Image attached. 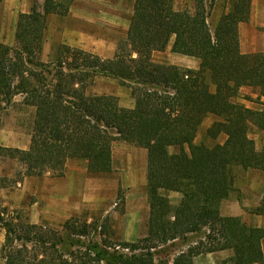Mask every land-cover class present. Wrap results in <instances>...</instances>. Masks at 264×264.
I'll list each match as a JSON object with an SVG mask.
<instances>
[{"label":"trees","instance_id":"obj_1","mask_svg":"<svg viewBox=\"0 0 264 264\" xmlns=\"http://www.w3.org/2000/svg\"><path fill=\"white\" fill-rule=\"evenodd\" d=\"M62 5L45 0L44 14L65 15L68 7ZM249 6L250 0H232L211 33L203 0L193 12L174 9L173 0H135L127 37L109 59L59 44L43 61L44 17L35 6L19 14L15 45L0 42V107L21 94L34 107V119L28 149L0 145V156L22 163L19 180L61 177L71 159L83 160L89 172H110L114 141L133 143L147 151L149 217L145 237L121 243L132 252L128 255L102 239L107 223L71 217L55 230L22 222L20 213L8 211L0 199L5 231L0 264H155L151 249L203 228L211 242L203 251L233 250L221 264H264V228L219 210L233 190L234 166L264 170V146L257 149L248 137L249 125L264 130V103L254 110L232 102L242 87L264 95V52L243 54L238 45L237 25L248 19ZM171 38V51L198 58V69L152 60ZM98 75L129 88L133 107L91 93ZM207 113L221 118L206 133L226 134L223 144L194 143ZM171 146L178 152L170 153ZM8 183L0 178V188ZM161 190L179 192V203L171 206ZM198 253L189 246L172 264H194Z\"/></svg>","mask_w":264,"mask_h":264},{"label":"rangeland","instance_id":"obj_2","mask_svg":"<svg viewBox=\"0 0 264 264\" xmlns=\"http://www.w3.org/2000/svg\"><path fill=\"white\" fill-rule=\"evenodd\" d=\"M53 1L62 3L61 9L72 2L71 0ZM105 1H110L114 6L120 3L126 13L127 11H132L133 14L135 0H102V2ZM30 3L31 7L35 6L37 13L41 17H44V36L47 26V16L49 15L44 14L45 0H30ZM197 3H199V0H181L179 7L175 8L173 0L174 9H188L191 12L195 10ZM203 3L208 13L213 0H203ZM16 6L17 0H0V35L9 42L8 45L10 46H14L16 43L15 37H12V29L17 21V17H15ZM112 8L110 7V9ZM216 25L213 26L208 20L211 33L214 32ZM55 45L56 43L52 44L49 48V55L45 48L44 54L41 56L43 60H47L52 56L51 52L54 50ZM178 57L179 55H176L167 47L162 51H154L152 53V60L155 63L166 65H175L173 63H177ZM189 66L185 68L198 69V66L195 67L191 63ZM89 90L91 93L97 95L114 96L118 99L121 106L131 108L134 105L130 89L120 85L115 78L98 75L94 78ZM258 91V89L254 90L250 87H242L239 89L237 95L232 98V102L242 104L254 110H260L263 108L264 95L258 97ZM33 119L34 107L25 104L23 95L16 94L9 104L0 107V145L6 147L25 146L30 139ZM220 120L219 116L207 113L198 128L194 143L204 144L208 147H212L215 144H223L226 140V134L220 133L216 138H211L206 133L207 128L213 122ZM248 137L254 141L257 149H261L264 146V130L258 129L255 125H249ZM178 150L177 146L169 147L170 153H176ZM146 153L145 149L133 143L116 140L112 144L113 164L110 172H89L85 162L77 159L69 160L66 167L71 179L70 186L73 188L69 200V217L74 216L87 222L98 221L99 223H107L106 225L109 226L108 233L106 236H102V239H108L110 243L115 244V249L128 255H131L132 252L128 248H122L120 246L121 243L134 242L147 235L149 198L146 181ZM22 169L23 165L17 159L0 156V178L5 177L7 174L13 175V173L14 175L11 178H17L16 171L20 172ZM232 173L234 176L233 190L228 198L239 202L245 211L264 214V188H262V193H260L259 186L257 187L264 180V170L254 168L244 169L240 166H234ZM10 187H13V185ZM160 193L167 197L171 206H176L181 199L179 192L161 190ZM46 198V186L41 180L39 184L34 186L31 192H28L26 203L30 205L34 201L39 200L41 204H45ZM257 198L260 200L259 206H243L245 202L257 200ZM220 207V214L227 216L223 214L224 211ZM15 210L20 213L22 222L28 220V209L26 206ZM39 225L54 228L46 222ZM207 233V228H203L200 231L190 233L151 249L153 262L155 264H172L173 259L181 251H187L189 246L196 247V250L198 247L199 253L193 258L194 264H221L224 259L233 255V250L229 248L214 252L203 251L204 247L209 246V244L211 245L210 240L206 237ZM98 238L100 239V237ZM84 241L87 242L88 239L84 238ZM134 252L138 253V251Z\"/></svg>","mask_w":264,"mask_h":264},{"label":"crops","instance_id":"obj_3","mask_svg":"<svg viewBox=\"0 0 264 264\" xmlns=\"http://www.w3.org/2000/svg\"><path fill=\"white\" fill-rule=\"evenodd\" d=\"M71 1L72 2L67 6L68 9L65 15L51 13L47 16L46 32L43 36L40 58L42 59L41 56H43L45 48L47 49V54L50 53L48 50L54 43H56V45L51 55L55 52L57 45L65 44L98 55L103 59L112 58L118 43L127 37L132 11H127L126 13L120 3L114 6L110 1ZM180 3L181 0H174L175 8L179 7ZM231 5L232 0H213L211 8L208 10L207 22L209 20L213 26L216 25L221 14L223 12L227 13ZM110 7L115 9L112 10L113 8L110 9ZM30 10V0H17L15 10L17 21L19 14L29 13ZM17 21L12 29L13 38L16 33ZM2 37L3 36L0 35V42L8 45L9 42ZM237 37L241 53L253 54L264 52V0H250L248 19L238 23ZM172 41L173 38H171L167 46L170 50ZM175 54L179 55V57L177 63L173 64L180 67H190V63L195 67L199 66L198 58ZM29 144L30 139L25 146L15 148L25 150L28 149ZM68 162L69 161H67L65 166V175L61 177H52L49 174H44L42 176H23L22 179L19 180L18 177L11 178L14 173L13 175L7 174L5 177H2L7 178L9 183L7 186L0 188L1 205L8 211L26 206L28 209V220H26V222L36 225L46 222L54 227L51 229L60 230L63 223L72 217H69V200L73 188L70 186L71 179L68 169L66 170ZM17 173L18 171H16V175ZM39 180H42L46 186L47 198L45 204H41L39 200H36L29 205L26 203L27 194L31 192L36 184H39ZM12 185L13 187H10ZM257 187L260 189L259 192L262 193L261 190L264 188V180H262ZM259 205L260 200L258 198L257 200L247 201L243 204V206L248 207H257ZM220 208L224 211V215L238 216L242 222L250 227L264 228V214L245 211L236 200L230 198L225 201L223 200ZM4 238L5 231L0 227V250ZM261 248L264 255V238L261 239Z\"/></svg>","mask_w":264,"mask_h":264}]
</instances>
